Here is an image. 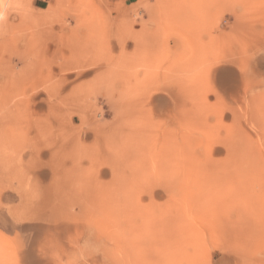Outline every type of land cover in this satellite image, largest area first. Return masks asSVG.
Here are the masks:
<instances>
[{
	"label": "rangeland",
	"instance_id": "rangeland-1",
	"mask_svg": "<svg viewBox=\"0 0 264 264\" xmlns=\"http://www.w3.org/2000/svg\"><path fill=\"white\" fill-rule=\"evenodd\" d=\"M193 2L91 8L95 65L119 77L70 74L49 115L58 67L18 56L53 50L80 11L0 0V79L21 81L0 85V264H264V0ZM33 30L49 34L26 50Z\"/></svg>",
	"mask_w": 264,
	"mask_h": 264
},
{
	"label": "bare ground",
	"instance_id": "bare-ground-1",
	"mask_svg": "<svg viewBox=\"0 0 264 264\" xmlns=\"http://www.w3.org/2000/svg\"><path fill=\"white\" fill-rule=\"evenodd\" d=\"M59 1L62 3V5H68V7L74 11V12H79V14L77 15V18H75V21H76V24H78V27H76V29L74 30H70V31H67L66 34L64 35H58L55 39L54 37V49L53 50H50L48 48L46 49H42V50H45V52H39V50L37 49H33L31 52L29 51H26L25 54H22V55H19L18 56V60L19 62L23 63V66H29V67H33V66H36L39 64L44 62V61H47V62H51L52 63V66H56L58 67V70L55 71V69H52L51 67L48 68L46 70V76H47V81H51V84L48 87H44L43 89V92H45V95L48 94L49 97L47 96V102L46 101H42L44 103V105L46 106L47 108V113L50 115L53 112L52 109L56 108V102L55 101V97L51 100L50 98V94L51 92L53 93L54 90H52V84L54 85V88L56 87L57 84H60L61 85H64L65 82H67L68 80V77L70 74H74V78H73V81L72 82H75L81 78H87L89 77L90 75H93V78L99 83H102V84H109L111 83V85L113 84L112 82L114 81L113 79H116V77H119V71L117 70H114L115 72L112 71V69L110 68V65L109 63H105L104 65H95V62H96V55L98 53V51L100 50L99 47L103 48L106 46V44H104L103 42H96L95 39H94V35H95V31L98 30V28L96 29V26L94 25V18L93 15L94 14V11L93 13L91 12V8H95L97 7L98 10L96 11H100L102 9V7H104V3L107 1V0H97V3L96 6L94 3H91L90 0H58V4H56L57 6L60 4ZM193 4H192V7L191 9H197L199 8L197 2L198 0H193ZM10 2V1H9ZM12 2V1H11ZM10 2V3H11ZM140 4V3H139ZM9 5V4H8ZM141 5V4H140ZM173 7V6H172ZM59 8V7H57ZM96 9V8H95ZM47 10H50V6L48 5V8ZM105 10V9H104ZM7 11V10H6ZM48 12V11H47ZM7 13L9 12H5V16L7 15ZM125 13V12H124ZM204 13V12H203ZM105 14V13H104ZM2 15V13H1ZM208 15V14H207ZM211 15V14H210ZM123 16V15H122ZM126 16V15H125ZM124 16V17H125ZM213 16V15H212ZM123 17V18H124ZM204 17V16H202ZM110 18V16H109ZM122 19V18H121ZM233 19V18H232ZM202 20V19H200ZM8 21H9V17H5V19H3L0 23V32L2 31L1 28H2V25H5V23L8 25ZM109 22V20H108ZM197 23V22H196ZM167 24V23H166ZM128 25V24H127ZM208 25V24H207ZM215 25V24H214ZM112 26V25H111ZM114 26V25H113ZM112 26V27H113ZM129 26V25H128ZM237 26V25H236ZM242 26V25H241ZM6 28H8L6 25H5ZM116 27V26H115ZM115 27H113L115 29ZM118 27V26H117ZM243 27V26H242ZM110 28V27H109ZM203 28V27H202ZM214 28V26H213ZM116 30V29H115ZM218 30V29H217ZM233 30V29H232ZM205 31V30H204ZM3 32V31H2ZM200 32V31H199ZM228 32V31H227ZM225 32V33H227ZM233 32V31H232ZM232 32L230 33V35L232 34ZM237 32V31H236ZM234 33V32H233ZM48 33L46 32H42V31H38V30H33L29 36L25 37V39H22L21 40V44H23V46L25 47L26 50L29 49V46H30V40L36 38V39H44L46 41V37L45 35H48ZM194 34V33H193ZM213 33H211L212 35ZM223 34V33H222ZM229 34V33H228ZM217 35V34H216ZM234 35V36H233ZM242 35V34H241ZM249 35V34H248ZM218 36V35H217ZM216 36V37H217ZM222 36V35H221ZM225 36V35H224ZM227 36V35H226ZM232 36L234 38H236L235 36V33L232 34ZM244 36V35H243ZM194 37V36H193ZM238 37V36H237ZM210 38V37H209ZM219 38V37H218ZM227 38V37H226ZM225 38V39H226ZM50 39H53V36L50 37ZM188 39V37H187ZM224 39V40H225ZM228 39V38H227ZM227 39H226V44H227ZM230 39V38H229ZM233 38H231L232 40ZM56 40V42H55ZM122 39H120L121 41ZM211 40V39H210ZM213 40V38H212ZM223 40V39H222ZM230 40V42H232ZM44 41V42H45ZM178 41V40H177ZM215 41V40H214ZM234 41H238L236 39H234ZM232 42L233 44L235 42ZM183 42V41H182ZM185 42V41H184ZM209 42V41H208ZM216 42V41H215ZM220 42V41H219ZM223 42V41H222ZM238 43V42H237ZM118 44L120 45L119 47V50L120 52H123L124 48H125V42H119L118 41ZM226 44H222V45H226ZM236 44V43H235ZM229 45V44H228ZM99 46V47H98ZM137 45H135L136 47ZM209 46V45H208ZM229 48V47H228ZM240 48V47H239ZM28 53V54H27ZM46 55H45V54ZM27 54V57L25 56ZM261 58V57H260ZM115 60V59H114ZM263 60V59H262ZM24 63H27V64H24ZM22 66V68H23ZM185 67V66H184ZM27 67H25V70H26ZM24 69V68H23ZM57 69V68H56ZM105 69V70H104ZM184 70V69H183ZM74 71V72H73ZM14 73V72H13ZM13 73L9 76H7L6 78L4 79H0V85L3 84V82L5 81V83L7 84H12V85H15V83L17 85H20L19 82L21 81H18V80H13L12 79V75ZM29 74V73H28ZM36 74V73H35ZM34 74V75H35ZM45 75V74H44ZM39 76H43V73L39 74ZM72 76V75H71ZM158 77V76H157ZM56 78V81L55 82H52L54 79ZM72 78V77H71ZM36 82V81H35ZM36 84L39 85V83H35V88H38V85L36 86ZM45 84V83H44ZM68 84V83H67ZM34 85V84H33ZM110 85V84H109ZM60 88V87H59ZM58 89V88H57ZM74 89V88H73ZM72 89V90H73ZM60 90V89H59ZM153 90V89H152ZM151 90V91H152ZM155 91V90H153ZM55 92H56V89H55ZM72 92V91H71ZM52 95V94H51ZM57 95V94H56ZM48 98H50V100H48ZM65 99V98H64ZM151 99V98H150ZM40 101V104L42 103ZM68 103V101L66 100H63L61 102V106L64 108V104L65 103ZM71 102V107L69 106L68 108H73L72 106L75 105L77 106L75 108V110L78 108V106L80 107L81 105H77L75 101H69ZM153 102V100H152ZM70 104V103H68ZM67 104V105H68ZM42 105V104H41ZM60 105V104H59ZM66 105V104H65ZM43 106V105H42ZM67 108V109H68ZM188 108V107H187ZM66 109V108H65ZM78 111V110H77ZM193 112V111H192ZM195 113V112H194ZM50 117V116H49ZM53 118V117H52ZM191 118V117H190ZM44 121H45V118H44ZM53 121V120H52ZM42 122V120H41ZM72 122V121H71ZM43 124V123H42ZM45 125V123H44ZM49 125V124H47ZM35 128V127H34ZM190 132V131H188ZM186 133V132H185ZM191 134V133H190ZM161 139V138H160ZM214 141V140H213ZM236 144V142H235ZM233 149V148H232ZM192 151V150H191ZM235 151V150H234ZM233 153V152H232ZM238 154V153H237ZM209 159V158H208ZM247 160V159H246ZM171 160L169 159H158L157 161H155L156 163V168L160 167V165H162V163H166V162H169L170 163ZM218 161V160H217ZM253 161V160H252ZM230 162L233 164L235 163L234 160H230ZM250 162V161H248ZM163 163V164H164ZM209 163V162H208ZM240 167H237V170L240 171V169H244L247 171V174L248 172L251 173L252 171L251 168L253 167H248L246 169V166L245 168L244 167V163L241 162L240 160ZM246 163V162H245ZM254 163V161H253ZM167 164V163H166ZM165 164V165H166ZM220 164V163H219ZM229 164V163H228ZM251 164L250 163H247ZM236 165V164H235ZM238 166V165H237ZM243 166V167H242ZM163 167V166H161ZM184 167V165H183ZM192 168V167H191ZM218 169V167H217ZM234 169V168H233ZM232 169V170H233ZM255 169V167H254ZM213 170V169H212ZM229 170V169H227ZM243 171H240V173H242ZM184 173V172H183ZM238 173V172H237ZM205 174V173H204ZM244 174V172H243ZM225 175V174H224ZM241 175V174H240ZM250 175V174H249ZM243 176V175H242ZM240 177V176H239ZM244 177V176H243ZM223 178V177H222ZM200 179V178H199ZM225 180V176L223 178ZM234 179V178H233ZM223 181V180H222ZM166 188V192L167 193H172L174 192V190L172 191H169L170 189H172V186L171 185H168ZM234 188V187H233ZM174 189V188H173ZM166 217V216H165ZM121 252V251H120ZM120 255V254H119Z\"/></svg>",
	"mask_w": 264,
	"mask_h": 264
}]
</instances>
